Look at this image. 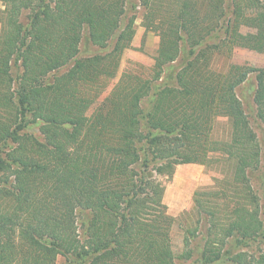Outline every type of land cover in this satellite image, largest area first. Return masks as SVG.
I'll return each instance as SVG.
<instances>
[{
  "label": "trees",
  "instance_id": "obj_1",
  "mask_svg": "<svg viewBox=\"0 0 264 264\" xmlns=\"http://www.w3.org/2000/svg\"><path fill=\"white\" fill-rule=\"evenodd\" d=\"M0 2V264H56L58 256L77 264H176L168 241L174 218L156 177L170 178L180 164L205 165L215 151L234 158L233 179L252 207L235 205L225 225L210 229L221 243L258 240L263 247L251 262L264 264V196L246 186L260 146L235 94L255 74L264 128V69L211 67L213 51L264 53V0H138L141 25L159 38L150 78L124 72L89 117L131 46L126 0ZM84 27L100 49L115 39L110 52L77 59ZM182 44L187 55L173 84L155 86ZM219 115L230 120L227 142L210 137ZM38 123L42 141L23 132ZM203 201L194 200L211 218ZM206 248V258L220 255ZM242 257L236 264H251Z\"/></svg>",
  "mask_w": 264,
  "mask_h": 264
},
{
  "label": "rangeland",
  "instance_id": "obj_2",
  "mask_svg": "<svg viewBox=\"0 0 264 264\" xmlns=\"http://www.w3.org/2000/svg\"><path fill=\"white\" fill-rule=\"evenodd\" d=\"M126 16L134 17V36L131 39V46L124 50L117 72L113 78L106 80L105 86L93 102V105L86 112V116H91L95 107L111 92L118 83L124 72H132L142 78H150L151 68L156 56L159 38L153 32H146L141 25L143 9L138 0H126ZM0 10L3 5L0 2ZM25 11L22 16V22L26 24ZM126 21H124L125 24ZM1 31V24H0ZM247 31V29H243ZM221 33L217 35L220 37ZM115 39L112 40L105 49H100L91 44L88 39V30L83 28L81 40L79 43V53L77 59L87 58L94 55H106L112 49ZM187 51L184 44L181 45V52L178 59L169 66H165L162 79L155 82V86L163 83L173 84L172 81L186 58ZM72 63L59 69L48 78L58 76L66 72ZM211 67L218 73H225L228 69L251 70L254 68L264 69V53L250 51L242 48H236L228 56L227 52L213 51ZM21 74L19 62L12 64V78L17 79ZM256 89L255 74L249 73L247 79L235 89L237 99L242 105L243 112L249 123L250 129L256 136L260 146L261 159L258 166L248 173L247 187L251 193L260 199L264 196V128L256 118V109L253 101ZM149 97L144 99V105L148 103ZM40 124L28 126L23 132L42 141L39 132ZM231 135L230 120L227 116L219 115L212 122V131L210 137L212 140L227 142ZM14 144L9 143L5 151L11 149ZM211 160L205 165L189 163L180 164L174 167L170 178L165 175L156 178L165 187L163 203L167 207V213L174 218L169 229V243L172 253L175 256L176 264H236V256L243 255V259L248 262L256 258L263 247L258 240L243 244H238L234 239L220 242V231L217 228L210 229L213 223L223 226L227 223L231 209L235 205H245L251 208L248 196H245L242 190H239L238 184L233 179L234 176V158L215 151L210 154ZM246 182V179H245ZM247 187H242L243 190ZM203 199L206 206L212 208L213 216L210 218L200 212L194 202L195 198ZM87 218V214H84ZM263 218V217H262ZM264 220V218H263ZM80 233L83 232L81 228ZM216 234V236L214 235ZM206 242L215 251V255L206 258L203 251L206 248ZM226 242V243H224ZM189 253L185 259L183 255ZM242 259V260H243ZM56 264H77L76 261H67L58 256ZM253 264V262H251Z\"/></svg>",
  "mask_w": 264,
  "mask_h": 264
}]
</instances>
